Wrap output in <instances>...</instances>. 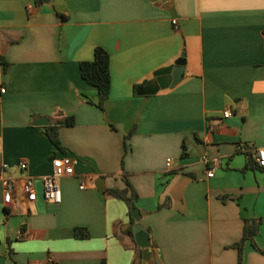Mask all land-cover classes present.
Returning <instances> with one entry per match:
<instances>
[{
  "label": "crops",
  "instance_id": "obj_1",
  "mask_svg": "<svg viewBox=\"0 0 264 264\" xmlns=\"http://www.w3.org/2000/svg\"><path fill=\"white\" fill-rule=\"evenodd\" d=\"M96 47L109 58L102 110L86 103L96 90L79 71ZM181 55L178 83L137 95ZM1 89L0 264H133L134 221L107 192L124 189V177L151 263L238 264L232 246L249 218L261 219L254 241L264 251V168L252 156L264 148V0H0ZM39 118L48 125L33 126ZM62 156L77 163L51 204L42 178ZM25 176L32 203L19 188ZM242 264H264V254L245 242Z\"/></svg>",
  "mask_w": 264,
  "mask_h": 264
},
{
  "label": "trees",
  "instance_id": "obj_2",
  "mask_svg": "<svg viewBox=\"0 0 264 264\" xmlns=\"http://www.w3.org/2000/svg\"><path fill=\"white\" fill-rule=\"evenodd\" d=\"M48 0H34L36 5H40L42 3L47 2ZM80 76L84 82L88 85L92 86L96 90V98L95 101H91L90 99H86V103L90 105L96 106L99 110H102L105 104V101L108 98L109 90H110V74H109V58L106 51H104L100 47H96L93 52V60L89 62H81L79 64ZM135 87L134 89H136ZM73 118L66 117L64 119L65 126L73 125ZM45 135L47 136L50 143L53 147L59 152H63V147L58 137L57 127L56 126H48L45 128ZM131 135L129 133L126 138ZM251 166H253V161L251 159ZM256 164V163H255ZM125 188L122 190H108V194L113 198L121 200L124 202L128 209V215L130 217V222L133 223V220L130 216V209L134 207L133 201L136 199V194L132 187L130 186L126 177L123 179ZM260 218H249L243 220V228L242 235L236 244L232 247L238 251V264H242V247L245 242H249L252 248L261 254H264V251H261L255 241L254 238L258 234V228L260 225ZM75 236L85 237L84 233L81 229L74 230ZM128 235L132 238V232L129 228L127 230Z\"/></svg>",
  "mask_w": 264,
  "mask_h": 264
},
{
  "label": "built area",
  "instance_id": "obj_3",
  "mask_svg": "<svg viewBox=\"0 0 264 264\" xmlns=\"http://www.w3.org/2000/svg\"><path fill=\"white\" fill-rule=\"evenodd\" d=\"M172 24L175 25V21H172ZM0 93H4V89L0 90ZM230 116V111L226 110L223 112V117L227 118ZM252 156L256 165L259 168H264V148H255L253 149ZM77 163V159L72 156H62V157H53L51 159V173L42 178V196L44 201L51 204L60 203V189H59V180L63 177H70L73 174V167ZM171 160L166 161V166L169 167ZM216 162L213 163L208 171L206 172V177H213L214 171L216 170ZM20 171H26L27 165L26 162L21 160L17 164ZM5 168V166L3 167ZM21 193L24 195V199L27 203H32L36 200V192L34 189L33 181L30 177L25 176L19 186ZM82 189L83 186L81 185ZM14 193V186L10 181H6L3 185V200L8 203L12 200ZM17 238H22L24 236V231L19 229L16 232Z\"/></svg>",
  "mask_w": 264,
  "mask_h": 264
},
{
  "label": "water",
  "instance_id": "obj_4",
  "mask_svg": "<svg viewBox=\"0 0 264 264\" xmlns=\"http://www.w3.org/2000/svg\"><path fill=\"white\" fill-rule=\"evenodd\" d=\"M184 56L181 55L170 66L161 68L153 74V78L145 83V85L137 89L136 93L139 96H147L156 94L159 90H164L173 87L178 83L183 76ZM48 120L44 118L37 119L33 126H47ZM57 124H62L61 122ZM130 216L134 221L132 225V232L135 239L137 256L133 264H153L150 262L151 253L149 251L151 244L148 236V231L144 229L139 221L143 213L132 207L130 209Z\"/></svg>",
  "mask_w": 264,
  "mask_h": 264
}]
</instances>
